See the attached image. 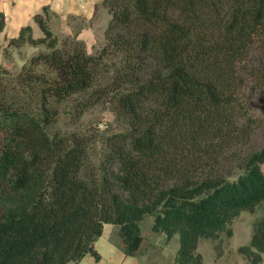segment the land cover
Here are the masks:
<instances>
[{"label":"trees","instance_id":"16d2710c","mask_svg":"<svg viewBox=\"0 0 264 264\" xmlns=\"http://www.w3.org/2000/svg\"><path fill=\"white\" fill-rule=\"evenodd\" d=\"M105 42L58 36L44 7L6 49L40 48L18 69L0 61V264H70L100 254L107 223L129 256L145 253L141 223L179 239L174 264H203L204 239L234 235L264 206V0H104ZM0 12V33L5 29ZM125 120L114 134L83 127L92 108ZM66 112L72 130L61 126ZM248 124V125H245ZM247 264L264 260V217Z\"/></svg>","mask_w":264,"mask_h":264},{"label":"crops","instance_id":"0c3cea01","mask_svg":"<svg viewBox=\"0 0 264 264\" xmlns=\"http://www.w3.org/2000/svg\"><path fill=\"white\" fill-rule=\"evenodd\" d=\"M104 0H0V12L5 15V29L0 33V48L8 47L9 41L16 38L21 29L31 25L35 37L42 36L33 17L41 13L44 7L51 12L49 25L58 36H74L86 44L87 51L94 53L105 42V29L111 15ZM234 223V251L235 260L247 264L246 258L238 253V248L248 245L252 239L253 226L244 229L236 227ZM119 226L107 223L104 225L103 234L95 242V248L100 254L97 260L88 254L78 262L70 264H174L176 252L179 248V239L174 237L170 241L155 240L154 246L139 256H129L120 246ZM165 237L164 235H162ZM239 237V243L236 238ZM203 264H229L226 256L229 252L217 251L215 248L204 252ZM261 264H264V260Z\"/></svg>","mask_w":264,"mask_h":264},{"label":"rangeland","instance_id":"374dc122","mask_svg":"<svg viewBox=\"0 0 264 264\" xmlns=\"http://www.w3.org/2000/svg\"><path fill=\"white\" fill-rule=\"evenodd\" d=\"M102 46V45H101ZM7 48V47H6ZM1 49L0 48V61L2 64L10 70H18L24 62H27L34 54H36L40 48L31 45H24L20 47H11V49ZM246 105L248 107V115H252L259 120H264V102L259 95L254 94L246 89ZM82 121L83 127H88L92 130H98L102 134H114L122 132L125 129V120L118 116L111 109L104 106H97L92 108L87 114L84 115ZM61 126L69 128V130L78 127V124H72L68 114L64 112L62 120L60 122ZM248 125V124H245ZM255 133L250 139V143L256 146L264 145V124H251ZM264 217V206H260L255 213H249L247 211L242 212L239 218L236 219V227L239 229H244L251 225L254 220ZM142 234L144 236V248L145 251L153 248L155 240H166L161 234L153 231V217H146L141 223ZM176 238H178L176 236ZM239 237L236 238V243H239ZM168 242V241H167ZM235 239L233 237H227L226 234H222L219 238L215 239H204L200 242V250L207 252L209 249L215 248L217 251L229 252L226 256L227 263L229 264H242L235 260L234 251ZM199 250V249H198ZM244 257V256H243ZM245 259V257H244Z\"/></svg>","mask_w":264,"mask_h":264}]
</instances>
